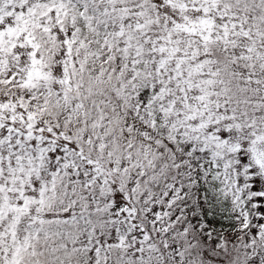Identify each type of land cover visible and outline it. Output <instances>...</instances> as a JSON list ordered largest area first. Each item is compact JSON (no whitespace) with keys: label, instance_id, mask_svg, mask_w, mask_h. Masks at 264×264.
<instances>
[{"label":"snow or ice","instance_id":"obj_1","mask_svg":"<svg viewBox=\"0 0 264 264\" xmlns=\"http://www.w3.org/2000/svg\"><path fill=\"white\" fill-rule=\"evenodd\" d=\"M0 264H264V0H0Z\"/></svg>","mask_w":264,"mask_h":264}]
</instances>
